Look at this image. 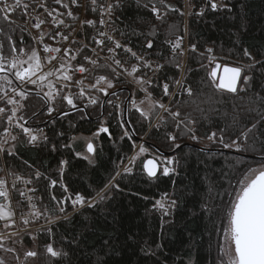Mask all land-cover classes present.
Returning a JSON list of instances; mask_svg holds the SVG:
<instances>
[{
	"label": "trees",
	"instance_id": "obj_1",
	"mask_svg": "<svg viewBox=\"0 0 264 264\" xmlns=\"http://www.w3.org/2000/svg\"><path fill=\"white\" fill-rule=\"evenodd\" d=\"M65 2L69 3L78 18L64 15L60 19L72 27L57 28L49 22L51 17L44 13L42 18L46 21L45 31L54 35L59 30L67 35L75 28L74 35L77 40L91 43L90 37L96 30L88 26L81 29L80 22L86 19L98 22L99 13L91 11L90 0H84L83 10L72 5L70 0ZM144 3H147V0H141L139 5L137 0H121V7L113 13L115 23L108 28L110 31L112 28H118L125 32V36H121L120 31L112 34L122 43L130 42L129 46L139 55L164 65L155 76L148 72V76L154 80L149 91L155 99H161L162 84L165 82L170 83V92L175 91L172 86L175 79L183 77L182 83L192 88V96L183 92L177 95L171 106L173 111L177 110L176 101H180L182 118L185 113H191L192 119L197 121L194 127L199 140L193 141L187 135L176 133V143L180 147L174 148L166 135L174 130L173 126L169 124L159 129L150 126L148 121L142 120L139 113L129 106L130 101L124 116V102L129 94L132 95V89L123 79L115 82V90H112L117 93L115 97L104 98L102 94L88 89V95H99L105 102L103 107L99 104L89 105L83 114L75 110L69 111L66 101L57 97L52 102L56 111L48 115L43 93L37 96V91L32 90L28 98L21 101L24 107L19 114L27 121L26 127L43 129L48 140L28 144L27 137L20 135L13 155L0 152V177L4 173L14 177L10 175L12 173L24 179H32L29 188L37 189L34 197L41 199H34V203L38 207L41 200L44 205L53 207L50 194H55L57 198L67 195L60 187L62 160L67 161L63 166L62 182L67 185L68 194L74 199L75 194L79 192L85 196L86 202L115 175L116 165L120 164L121 160H127L133 152V143L141 141L144 135L143 143L149 149L162 157L165 156L161 153H169V157L176 160V163L170 166L175 169L174 173L165 176L160 170L153 178L142 171L141 161L137 160L130 174L116 177L115 183L119 187L111 189L107 193L108 198L103 202L95 203L91 207L88 204L79 206L74 211L69 201L66 204V213L70 212L67 217L59 218V212L56 211L49 213L52 220H55L51 224L44 217L29 223L27 226L31 228L23 232V235L30 233L25 241L38 253L32 261L33 264H218V245L222 241L230 204V197L226 193L233 191L237 186L236 181L241 179L249 168L262 163L261 160L232 153L233 150L221 148L218 143L212 141L203 145L201 140L207 139L213 131L219 135L220 129L224 128L227 129L226 142H230L227 137L235 139L240 131L250 127L264 114V111H249L254 108L264 110V101L255 99L256 93L264 97V77L254 69L253 80L250 85L244 86L245 91L232 94L217 90L207 75L212 64H209L205 51L212 48L221 62L239 66L252 63L243 56L244 49H247L255 60L264 59V0H217L218 4L226 7H218L216 11L211 10L208 0H165L174 10L167 9L157 0L156 6L163 15L162 20L156 19L149 9L144 8ZM48 4L60 12L66 11L62 6L52 4L51 0H48ZM202 8L204 14L197 15ZM37 10L43 13L42 8ZM13 19L16 25L12 26L15 29L10 33L12 38L17 42L18 49L24 47L29 51L27 46L34 45V42L28 30L22 31L26 29L24 22L27 18L16 14ZM153 26L155 35L149 36ZM0 27L8 31V25L3 21H0ZM100 30L103 31L104 28L100 27ZM184 36L188 46L185 55L181 56L179 49L174 54L167 41L175 42L177 37ZM146 37L153 41L151 49L141 47ZM0 40L4 38L0 36ZM46 41L54 47L64 45L47 36ZM4 42L5 55L11 59L7 41ZM193 44L197 49L195 53L189 50ZM79 46L72 45L73 48ZM92 47L97 46L93 44ZM201 53L205 54L204 57L200 56ZM85 54L92 55V52L86 50ZM102 55H106V51ZM117 58L128 60L126 66L129 68L137 63L134 59H129L122 50H118ZM81 59L77 57V61L72 62L73 65L81 62ZM103 62L101 60V63ZM175 63H180L182 70L177 69ZM202 64L208 66L207 70L201 67ZM85 66L90 67L87 64ZM101 74L111 78L107 71L72 75L73 81L87 75L88 79L84 83L88 85L94 83L93 75ZM247 74L248 71L242 72V77ZM242 84L241 79L238 89ZM78 90L75 86L71 88L73 94ZM67 91L65 90V94ZM119 98L123 119L131 121L125 125L131 133V139H121L124 129L118 122L120 113L113 105L106 103L107 99L116 103ZM162 102L169 104V98L163 97ZM76 103L83 108L87 104V97ZM63 111H69V115H61ZM154 120L155 116L151 119V125L158 122V119L155 122ZM102 125L109 129L111 135H98L94 162L89 163L76 155L80 149L72 139L76 135L95 133ZM3 126L6 125H0V134L3 132ZM14 132L16 134L19 130L15 129ZM240 143L246 151L235 152L261 157V153H264V123L249 135L247 142L241 140ZM53 145L55 150L52 149ZM36 171L42 174L39 180L35 179ZM53 179L57 180V185L50 188L48 185ZM17 187L23 189L26 186L21 182ZM164 193H168L169 199L176 201L175 207H169V214L166 216L153 207L155 201ZM11 196L16 212L23 210L26 213V205L17 207V202L21 199L19 194L13 191ZM204 205L207 208L203 207ZM48 228H51V234L46 231ZM48 243H53L55 249L62 250L66 255L57 258L46 255L45 246Z\"/></svg>",
	"mask_w": 264,
	"mask_h": 264
},
{
	"label": "snow or ice",
	"instance_id": "obj_2",
	"mask_svg": "<svg viewBox=\"0 0 264 264\" xmlns=\"http://www.w3.org/2000/svg\"><path fill=\"white\" fill-rule=\"evenodd\" d=\"M52 4L62 6L66 11L60 12L55 7H50L48 0H0V21L8 25V31L6 32L3 27H0V36L4 40H0V125L3 126V132L0 134V152H7L8 155H13L16 149V143L19 141L20 135L27 137L28 144H34L39 141L46 142L48 137L44 134L43 129H33L32 127H26L24 117L18 116L17 113L24 107L21 101L26 100L32 90L25 91L27 85H33L40 91L36 92L37 96H40L41 91L45 87L49 90L43 93L44 105L47 107L48 115H51L56 109L52 106V102L57 97L61 101H66L69 111L75 110L82 114L84 109L89 105H100L103 107V103L99 95L90 96L88 95V89L94 90L97 94H102L104 98L109 96H117L115 91L109 92V89L115 87V82L120 81L123 77L127 76L131 78V81L137 85V91L143 92L144 96L142 99L137 101L132 98L130 103L132 109H135L139 113L142 120L148 121L150 126L156 129L167 127L169 124L173 126V131L167 132V138L172 141L174 148H179L180 145L176 143L177 135H187L190 139L196 141L199 137L196 135V128L194 125L197 121L193 120L191 113H185L182 118V113L179 109L180 101H176L177 110H172V101L176 100L177 95H181L186 92L189 96H192V88L185 86L181 79H175L172 81V86L175 87V91L170 92V83L165 82L162 84V97L161 99H155L153 93L149 91V88L153 86V77L148 76V72H151L153 76L159 73L164 65L158 62H153L147 59L145 56L139 55L136 51H133V47L129 46V43H122L112 35L107 28L115 23L113 20V13L116 9L121 7V0H90L91 11L93 13H99V20L86 19L81 20V29L85 26L95 29V34L90 37L91 43H83L75 38L74 33L76 29L72 28V31L68 32L67 35L63 31L57 30L53 35L52 32L43 31L41 26L45 24V19L41 17L44 13L48 17H51L49 21L52 25L59 28L63 26L65 29L71 28V25L65 24L61 16L66 15L73 19H77L69 7V3L65 0H51ZM158 2L164 5L169 10H174L171 5H167L165 0H158ZM211 10L216 11L218 7H226V5L218 4L217 0H208ZM70 3L75 6H79L78 0H70ZM141 0H137L139 5ZM157 0H147V3L143 4V7L149 9L158 20L163 19V15L160 9L156 6ZM43 9V13L36 14L37 9ZM19 14L22 18H27L25 23L30 19H35L36 23L32 24L31 27L38 30V34L32 36L34 45H42V52L34 45H28L29 51H26L24 47L17 48V42L13 40L11 32L15 31L12 27L16 25V21L13 16ZM166 14V13H165ZM204 9L202 8L197 15H203ZM119 19V18H117ZM99 25V27H98ZM18 27V25H17ZM100 27L105 30H100ZM27 29H22L26 31ZM120 31L118 28H112L111 32ZM135 34V30H133ZM121 36H125L126 33L120 31ZM149 36L155 35V26L153 30L148 33ZM57 41L58 43L67 44L65 47H52L50 44L44 43L45 37ZM71 38V39H70ZM21 43L23 38L21 37ZM7 41V48L11 53V59L5 55V42ZM171 45L172 52L175 54L177 49L180 50V55L184 56V50L182 49V38L177 37L175 42L171 40L167 41ZM97 47H92V45ZM108 44L112 46L109 47ZM72 45H80L77 48H73ZM141 47L151 49L153 47V41L145 38V43ZM86 50H90L92 55L85 54ZM118 50H122L129 59H134L137 63L132 64L129 67L125 65L128 60H121L117 58ZM195 53L197 51L196 45L193 44L189 49ZM106 55H102L105 53ZM207 59L209 64H214L207 71V75L210 78L212 85L215 89L220 91H227L232 94H238L240 91H245L244 86L250 85L253 80L252 70H256L261 77H264V59L255 60L248 52L244 49L243 56L247 57L252 63L243 66H231L228 63H219L217 58L213 55V49L207 48L206 50ZM204 53L200 56L204 57ZM21 56H25L26 59H21ZM93 56L96 58L94 59ZM77 57H81V62L73 65V61H77ZM175 57H173V60ZM101 60L104 62L101 63ZM46 62V63H45ZM55 62V63H54ZM56 63L59 67H56ZM85 64L90 65L86 67ZM47 65L52 67L45 70ZM259 66V67H257ZM177 69L182 70L180 63H175ZM207 70L208 66L201 65ZM69 70L74 74L76 72L81 74H91L99 71H107L109 75H93L94 83L85 85L84 81L88 79L87 75L82 76L81 79L73 81V75L69 74ZM248 71L249 74L243 75L242 72ZM143 73V74H140ZM19 82L14 84V80ZM241 79L243 81L242 86L238 89ZM75 86L79 90L73 94L71 88ZM264 89V85H262ZM65 90L67 94H65ZM19 97V99L17 98ZM87 97V104L83 108L79 107L76 101H83ZM163 97L169 98V104L162 102ZM256 101H264V97H261L259 93L255 94ZM106 103L113 105L115 109L120 113L119 124L124 129V135L121 137H128L131 139V133L125 127L126 124H130L131 121L123 119V110L120 109L119 104L115 103L111 99H107ZM147 104L148 107L145 109L142 105ZM69 111H63L60 114L63 116L69 115ZM202 111V110H201ZM249 111H257L258 113L264 110L259 108L249 109ZM35 115V113H33ZM111 116L112 113H109ZM158 118V122L155 125H151V119L153 117ZM23 121V122H21ZM264 123V114L260 115V118L252 123L250 127L240 131L239 135L235 139L227 137L230 142H226L227 129H220L219 135L213 131L207 136V139L213 143H218L224 149H233L237 152L246 151L241 140L247 142L249 135L258 128L260 124ZM18 129L19 132L14 134V130ZM101 133H107L111 135L109 129L103 125L93 133V137H97ZM62 135V133H61ZM235 135V134H233ZM259 138V137H258ZM79 138L73 137V140ZM11 141V143H9ZM7 146V147H6ZM68 147V145H65ZM133 147L136 145L133 143ZM55 150V145L52 146ZM86 151L89 154H95L96 147L92 143L91 139H88L86 144ZM148 149L141 144L139 151L128 158V163L125 165L123 160L120 164L116 165L117 171L112 176L108 183L104 185L102 189L96 191L95 196L88 200V206H94L95 203L103 202L106 200L107 193L113 188H118L119 185L115 183L116 177L122 174H130L133 171L138 159L142 164V171L147 174L148 177L152 178L157 175V172L162 170V174L165 176L175 172L171 165L176 163L175 158H165L164 160L158 161L157 157L142 158L144 153H147ZM76 155L79 157L81 153L77 152ZM84 159L92 163L90 156H83ZM261 161L258 167H251L243 174V177L236 181V187L233 191H229L226 194L230 197V204L227 211V223L223 228L222 241L218 245L219 255L218 264H264V153H261ZM61 182L60 187L63 193L61 198H57L55 194H50V202L53 207L44 205L41 200V205L38 207L34 203V199L40 200L41 198L34 197V193L37 191L36 188H18L17 182H22L25 186L32 184V179H24L19 175H14L11 183V191H15L21 198L17 202V207L21 205L27 206V213L23 210L19 213V220L23 222L25 226L29 225L30 220H38L44 217L49 224L54 221L49 216L50 212L65 213L66 204L70 201L72 207L75 209L77 205L83 206L86 202L85 196L79 192L75 194L73 199L71 194H68L67 185L62 182L63 166L67 164V161L62 160L61 162ZM123 166V167H121ZM39 171L35 172V179L39 180L41 177ZM231 184V182H230ZM57 180H50L48 187L55 188ZM0 250L4 252L13 253L17 260L20 259L19 254L15 247H7V241H11L13 244L21 243V241L13 239L14 237L20 236L21 232H25V229L21 231H12V228L17 224V212L12 207V201L10 198V189L8 182L5 178L0 177ZM176 201L169 199V194H162L161 198L155 201L153 207L162 212L163 215L169 214V207H175ZM203 207L207 208L206 205ZM51 234V228L46 229ZM220 232V229L217 230ZM30 234V233H29ZM35 240V237H33ZM46 255L57 258L61 255H66L62 250L54 248L53 243H48L45 246ZM38 256L35 250L24 251L25 260L28 258H35ZM226 257V259H225ZM0 264H6V261L0 256Z\"/></svg>",
	"mask_w": 264,
	"mask_h": 264
},
{
	"label": "rangeland",
	"instance_id": "obj_3",
	"mask_svg": "<svg viewBox=\"0 0 264 264\" xmlns=\"http://www.w3.org/2000/svg\"><path fill=\"white\" fill-rule=\"evenodd\" d=\"M9 2H11V0H9ZM79 4V7H80V9L81 10H83V8H84V0H80V3H78ZM186 11H187V8H186ZM104 30H105V28H104ZM107 30L112 34V32L110 31V29L109 28H107ZM113 35V34H112ZM34 44V43H33ZM35 46V45H34ZM182 49L184 50V53H186V51H187V49H188V46H187V44H186V37L184 36V37H182ZM213 55H215L216 56V54H215V51H214V49H213V53H212ZM216 58H217V56H216ZM23 59H26V57L25 58H23ZM217 61L218 62H221L220 60H219V58H217ZM222 64L223 63H225V62H221ZM229 65H233L232 63H228ZM126 66V65H125ZM233 66H239V65H236V64H234ZM126 67H128V66H126ZM212 67V66H211ZM50 68V67H49ZM0 75H2V74H0ZM123 80H125V82L127 83V85H129L130 86V88L132 89V97L130 98V101H131V99L132 98H135L137 101H139L140 99H142L143 98V96H144V93L143 92H138L137 91V85L135 84V83H133L132 81H131V78L130 77H127V76H125V77H123L122 78ZM13 80H14V78H13ZM19 82H17V81H15L14 80V84H18ZM25 91H28V90H33V91H40V89H38V88H36L35 86H33V85H27L26 87H25V89H24ZM49 89L47 88V87H45L44 89H43V91H41L42 93H44V92H47ZM112 90H115V87L114 88H111V89H109V91H112ZM136 95H140V96H136ZM18 99H19V97H17ZM116 103L117 104H121V99L119 98V99H117V101H116ZM129 106L131 107V103L129 102ZM142 107H144L145 109H147V107H148V105L147 104H144V105H142ZM122 109V108H121ZM17 115L18 116H21L22 114H19V112L17 113ZM157 117H155V120H154V122L155 121H157ZM22 122V121H21ZM16 133H18V132H16ZM2 134V133H1ZM14 134H15V132H14ZM74 137H77V138H79V139H77V140H73L72 139V142L73 143H76L78 146H79V149H80V152L79 153H81V157H83V156H90L91 157V159H92V161L94 162V155L93 154H89V153H87V151H86V144H87V142H88V139H91V141H92V143L94 144V146L95 147H97L98 146V136L97 137H93V133L92 134H90V135H83V134H80V135H76V136H74ZM144 138H145V135L142 137V139H141V141H138L137 143H135V145H136V147L133 149V152L131 153V155L128 157V158H130V157H132L133 155H135L138 151H139V146L141 145V144H143V146L145 147V148H147L148 149V152L147 153H144L143 154V157L142 158H149V157H157L158 158V161H161V160H164L165 158H170L169 156H165V157H162L160 154H157L156 152H154V151H152L151 149H149L144 143H143V140H144ZM192 140V139H191ZM194 141V140H193ZM201 142H202V144L204 145V144H208L209 142H211L209 139H205V140H201ZM9 143H11V141L9 142ZM221 146V145H220ZM7 147V146H6ZM222 148V147H221ZM229 150H233V151H236L235 150V148H233V149H229ZM128 158H127V160L124 162V164L126 165L127 163H128ZM138 160H140V159H138ZM259 165H256V166H254V167H258ZM121 167H123V166H121ZM5 175H6V177H5ZM2 178H5L6 180H7V182H8V186L11 188V183H12V181L9 179V175L7 174V173H4L3 174V176H1ZM30 185H27L26 187H29ZM13 191H11V193H12ZM11 201H12V204H13V196L11 197ZM88 203L87 202H85V204L84 205H87ZM79 206H81V205H77L76 206V208L74 209V211L76 210V209H78L79 208ZM82 207V206H81ZM28 210V209H27ZM73 212V211H72ZM18 214V213H17ZM68 214H70V212H68V213H59V218H64V217H67V215ZM18 217V216H17ZM17 217H16V219H17ZM34 220H30V223H32ZM53 221H55V220H53ZM22 224H23V222L22 221H20L19 219H17V224L15 225V227H13L12 228V230H15L16 229V227L17 226H19V228L21 227H23L22 226ZM26 228V230H28V229H30L31 227L30 226H24V228H22V229H25ZM24 233L23 232H21V235L20 236H17V237H14L13 239H15V240H18V241H21V243H17V244H13L11 241H7V243H6V246L7 247H15L16 248V251H17V253L19 254V257H20V259L19 260H17L16 258H15V255L13 254V253H9V252H4V251H2V250H0V256H2L3 258H4V260L6 261V264H33V259L34 258H28L27 260H25V257H24V251H26V250H35V248L32 246V245H28L27 243H26V238H27V236L29 235V234H26V236H24L23 235ZM226 258V257H225Z\"/></svg>",
	"mask_w": 264,
	"mask_h": 264
},
{
	"label": "built area",
	"instance_id": "obj_4",
	"mask_svg": "<svg viewBox=\"0 0 264 264\" xmlns=\"http://www.w3.org/2000/svg\"><path fill=\"white\" fill-rule=\"evenodd\" d=\"M36 14H40V12H38V10H37V13ZM42 18V17H41ZM43 19V18H42ZM34 23H36V20L33 18V19H30V20H28V22L27 23H25L24 22V26L26 27V29L28 30V32H29V34H30V36L32 37V36H34V35H37L38 34V30H36V29H34V28H32L31 27V25L32 24H34ZM41 28H42V30L43 31H45V24L44 25H42L41 26ZM57 42V41H56ZM44 43H47V44H49L47 41H46V37H45V39H44ZM37 48H38V50L39 51H41V54H42V56L44 55L43 54V52H42V45H35ZM52 46V45H51ZM65 46H67V44H64L62 47H65ZM52 47H54V46H52ZM46 63V62H45ZM55 63V62H54ZM49 67H52V65H47V67L45 68V70H47ZM56 67H59V64L58 63H56ZM76 73H78V72H76ZM69 74H73L72 72H71V70H69ZM79 74H81V73H79ZM5 177H6V175H5ZM13 176H9V179L12 181L13 180ZM21 182H17V184H20ZM9 189H10V198L12 197L11 195H12V193H11V188L9 187ZM0 202H2V200H0ZM12 207L14 208V206H13V204H12ZM15 209V208H14ZM27 213V212H26ZM17 219H19V213L17 214ZM24 228V227H23ZM20 231H21V229H20Z\"/></svg>",
	"mask_w": 264,
	"mask_h": 264
},
{
	"label": "water",
	"instance_id": "obj_5",
	"mask_svg": "<svg viewBox=\"0 0 264 264\" xmlns=\"http://www.w3.org/2000/svg\"><path fill=\"white\" fill-rule=\"evenodd\" d=\"M218 62V61H217ZM221 63V62H219ZM211 66H214V64H212ZM233 66V65H231ZM130 98H131V95L129 94L128 98L125 100L124 102V106H123V110H124V116L126 114V109H127V104L128 102L130 101ZM224 150V149H223ZM227 151V150H225ZM232 153H236L238 155H242V156H245V157H250V158H253V159H257V160H261V157L260 156H251V155H245V154H241V153H237L235 151H231ZM163 156H169V153H161ZM149 158H152V157H149ZM145 173V172H144ZM159 173V171L157 172V174ZM146 174V173H145ZM147 175V174H146ZM153 178V177H152Z\"/></svg>",
	"mask_w": 264,
	"mask_h": 264
},
{
	"label": "crops",
	"instance_id": "obj_6",
	"mask_svg": "<svg viewBox=\"0 0 264 264\" xmlns=\"http://www.w3.org/2000/svg\"><path fill=\"white\" fill-rule=\"evenodd\" d=\"M0 223H2V222H0ZM14 227H15V226H14ZM22 228H23V227H22ZM22 228H21V227L19 228V226H17L16 229H15V230H12V231H18V232H19L20 229H22Z\"/></svg>",
	"mask_w": 264,
	"mask_h": 264
}]
</instances>
